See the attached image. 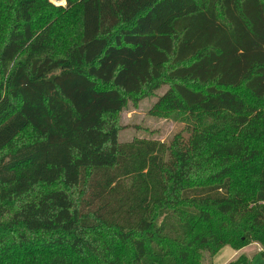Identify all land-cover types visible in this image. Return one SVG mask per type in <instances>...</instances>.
<instances>
[{
	"label": "trees",
	"instance_id": "1",
	"mask_svg": "<svg viewBox=\"0 0 264 264\" xmlns=\"http://www.w3.org/2000/svg\"><path fill=\"white\" fill-rule=\"evenodd\" d=\"M66 1L0 0V264L264 257V0ZM163 86L183 130L119 141Z\"/></svg>",
	"mask_w": 264,
	"mask_h": 264
},
{
	"label": "rangeland",
	"instance_id": "2",
	"mask_svg": "<svg viewBox=\"0 0 264 264\" xmlns=\"http://www.w3.org/2000/svg\"><path fill=\"white\" fill-rule=\"evenodd\" d=\"M52 2L57 6L68 7L66 0H52ZM1 17H4V15ZM166 88V86H163L155 92L156 94L139 101L128 100L124 109L114 117L115 123L119 126V141L127 142L135 137H139L168 142L176 133L183 130L185 123L182 120L172 115H159L153 110L158 97L165 92ZM258 244L257 246H261L262 250V245ZM255 250L254 246L246 250L250 257V262L247 258V264H264V257L261 253L254 254ZM206 257L207 264H215L213 261L214 257H211L208 253Z\"/></svg>",
	"mask_w": 264,
	"mask_h": 264
},
{
	"label": "crops",
	"instance_id": "3",
	"mask_svg": "<svg viewBox=\"0 0 264 264\" xmlns=\"http://www.w3.org/2000/svg\"><path fill=\"white\" fill-rule=\"evenodd\" d=\"M258 243L251 244L249 246H246L241 249H234L233 247L227 245L224 246L215 256H214V263H219V264H227L231 261L237 260L239 257L246 256L249 259L250 262V257L248 252L246 251L249 247L254 246L256 248L254 254L256 253H261V246Z\"/></svg>",
	"mask_w": 264,
	"mask_h": 264
}]
</instances>
